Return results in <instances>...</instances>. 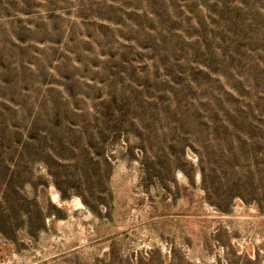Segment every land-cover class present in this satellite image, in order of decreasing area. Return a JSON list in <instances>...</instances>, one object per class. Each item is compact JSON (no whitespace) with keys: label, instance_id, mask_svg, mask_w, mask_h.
Returning <instances> with one entry per match:
<instances>
[{"label":"rangeland","instance_id":"obj_1","mask_svg":"<svg viewBox=\"0 0 264 264\" xmlns=\"http://www.w3.org/2000/svg\"><path fill=\"white\" fill-rule=\"evenodd\" d=\"M0 264H264V0H0Z\"/></svg>","mask_w":264,"mask_h":264}]
</instances>
